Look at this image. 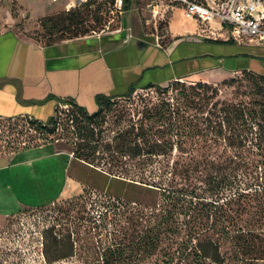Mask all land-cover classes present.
I'll list each match as a JSON object with an SVG mask.
<instances>
[{
    "label": "trees",
    "instance_id": "obj_1",
    "mask_svg": "<svg viewBox=\"0 0 264 264\" xmlns=\"http://www.w3.org/2000/svg\"><path fill=\"white\" fill-rule=\"evenodd\" d=\"M128 1L122 0L123 11L128 10ZM167 4L181 8L175 2ZM77 22L74 12H68L55 18L50 29L68 30ZM242 73L243 79L221 83L235 85L230 98H220L219 87L207 83L169 82L174 96L145 108L143 120L126 127L127 157L143 163L160 158L162 166L157 174L136 172L126 177L127 187L150 193L153 203L110 194L99 200L104 208L99 230L108 229L105 237L110 243L104 253H88L96 264H264V76ZM152 87L161 86L136 83L120 96L97 95V110L91 114L71 101L62 105L74 109L89 126L97 122L104 106ZM55 114L46 122L28 117L0 120H28L47 141L58 125ZM66 121L73 129V121ZM85 135L91 141L93 131ZM46 143L29 145L23 140L7 145L5 151Z\"/></svg>",
    "mask_w": 264,
    "mask_h": 264
},
{
    "label": "crops",
    "instance_id": "obj_2",
    "mask_svg": "<svg viewBox=\"0 0 264 264\" xmlns=\"http://www.w3.org/2000/svg\"><path fill=\"white\" fill-rule=\"evenodd\" d=\"M171 10L163 36L146 32L138 12L137 23L124 13L114 31L48 45L1 31L0 118L46 122L66 101L91 114L97 95L120 96L136 83L209 82L203 74L227 77L240 70L264 76V44L209 43L214 35L227 42L216 22L211 24L215 32L202 33L181 8ZM71 162V154L54 143L0 155V222L78 193L68 178Z\"/></svg>",
    "mask_w": 264,
    "mask_h": 264
},
{
    "label": "rangeland",
    "instance_id": "obj_3",
    "mask_svg": "<svg viewBox=\"0 0 264 264\" xmlns=\"http://www.w3.org/2000/svg\"><path fill=\"white\" fill-rule=\"evenodd\" d=\"M195 1L213 6L218 0ZM64 3L65 0L57 3L49 0H0V32L9 29L24 40L48 45L114 31L119 28L124 13L126 20L133 19L137 23L138 12L141 20L147 22L146 32L163 36L172 11L171 4H159L156 16L152 17V4L149 0H129L128 10L122 9L123 13L118 14L113 7L114 0H90L69 11L77 16V25L56 32L50 26L55 18L68 13L64 10ZM47 19L49 21L45 25L43 21ZM214 36L219 40L217 35ZM215 74H203L209 79V82L203 83L218 86L223 96L220 98H230L235 90V85H221L223 81L243 79L244 76L242 70L227 77H215ZM179 82L193 85L202 81L181 79ZM172 85L167 83L161 87L137 89L128 99L120 98L111 106H104L97 122L89 126L71 107H57L55 118L58 125L54 135L47 137V141L40 139L34 125L28 120H0V155L13 153L10 148L6 152V146L23 140L29 145L54 143L71 154L68 178L79 186L76 194L67 193L45 207L18 211L0 222V264H96L89 254L104 253L110 243V238L105 237L108 229L102 228L101 233L99 230V223H104L99 218L104 209L99 200L110 194L121 199L153 203L150 193L127 187L126 177L130 178L136 172L157 174L162 166L160 158L147 163L130 160L126 155V127L139 124L143 120L145 108L158 105L163 98H172L175 93ZM161 88H166L167 94ZM67 118L73 121V129L66 121ZM89 130L93 131L91 141L84 137ZM107 175L125 183L108 179ZM92 226L94 228L90 229ZM68 234L70 241L67 239Z\"/></svg>",
    "mask_w": 264,
    "mask_h": 264
},
{
    "label": "built area",
    "instance_id": "obj_4",
    "mask_svg": "<svg viewBox=\"0 0 264 264\" xmlns=\"http://www.w3.org/2000/svg\"><path fill=\"white\" fill-rule=\"evenodd\" d=\"M60 2L61 0H49ZM89 0H65L64 10L69 12L86 4ZM152 4V17L156 16V7L164 3H178L185 19L198 24L202 33L215 32L211 24L216 22L221 31H225V40L237 44H264V0H218L213 6L203 5L189 0H149ZM113 7L122 14V0H114Z\"/></svg>",
    "mask_w": 264,
    "mask_h": 264
}]
</instances>
